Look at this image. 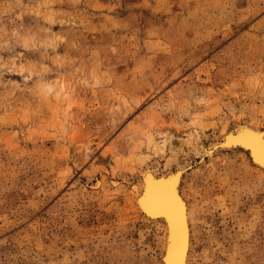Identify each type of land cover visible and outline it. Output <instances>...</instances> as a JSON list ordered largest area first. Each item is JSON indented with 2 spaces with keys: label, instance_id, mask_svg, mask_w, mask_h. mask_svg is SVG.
Segmentation results:
<instances>
[{
  "label": "rangeland",
  "instance_id": "obj_1",
  "mask_svg": "<svg viewBox=\"0 0 264 264\" xmlns=\"http://www.w3.org/2000/svg\"><path fill=\"white\" fill-rule=\"evenodd\" d=\"M242 124L264 129V0H0V264L162 262L137 187L184 168L205 264H264V172L206 153Z\"/></svg>",
  "mask_w": 264,
  "mask_h": 264
},
{
  "label": "bare ground",
  "instance_id": "obj_2",
  "mask_svg": "<svg viewBox=\"0 0 264 264\" xmlns=\"http://www.w3.org/2000/svg\"><path fill=\"white\" fill-rule=\"evenodd\" d=\"M238 128H247L253 132H255L257 135L264 134V129L252 127L249 125H238L234 128L228 129L227 131H224L222 135V139L219 141L214 142V144L211 145L210 148L206 150L207 155L213 153L214 151L218 149L223 150H230V149H241L248 153L250 162L255 166V168L261 172H264V163H261L260 159L257 157L256 154L253 153L252 149L246 147L243 144L236 143L234 139H231L233 137ZM156 134V135H155ZM159 132L156 130L153 136L151 137V141H157ZM193 132L186 131V137H189L185 140L190 141L192 139ZM159 138H162V145L163 146H169L171 149H174L175 145L169 140L168 135L159 136ZM205 153V154H206ZM206 155V156H207ZM213 155V154H212ZM211 156V155H210ZM186 169H176V170H170L168 172L158 174L152 170L145 171L142 175V178L140 179L139 186L137 187V195H136V202L140 209V211L143 213L145 219L149 221H162L165 226V242H164V253L162 256V264H169L168 259V240L171 233V229L173 224L175 225V247H176V255L173 256L174 261H179L180 259L187 260V264H198V254L197 252L204 251L203 253L199 254V261L204 259V263H208L209 256H214L213 252H211L212 242L208 241L207 238L204 236L206 221L203 219L201 222H198L200 219V215H198L197 209V201L195 199H191L189 197L190 194H185L184 191L181 189L182 180L184 177ZM146 176L151 177V181L153 183H158L161 180L168 181L176 186L178 198L179 201L182 204V208L180 209V212L178 215H174L172 218V221L166 217H163L159 213H156L152 210H146L144 205L140 203V201L143 199V192L145 190V185L148 183L146 180ZM209 215V214H208ZM207 226V225H206ZM186 248V252L181 255L180 249L181 247ZM214 251V250H213ZM210 257V258H211ZM201 261L199 264H201Z\"/></svg>",
  "mask_w": 264,
  "mask_h": 264
},
{
  "label": "snow or ice",
  "instance_id": "obj_3",
  "mask_svg": "<svg viewBox=\"0 0 264 264\" xmlns=\"http://www.w3.org/2000/svg\"><path fill=\"white\" fill-rule=\"evenodd\" d=\"M33 41L25 40L23 47L31 48ZM115 51V49H113ZM63 90V89H62ZM51 91V89H47ZM59 99V96H58ZM71 107V105H69ZM236 143L245 145L252 149L253 153L257 155L261 163H264V134L257 135L255 132L247 128H238L236 134L231 137ZM148 183L145 185L143 192V199L140 201L144 205L146 210H152L157 213H162L169 217L171 221L174 215H178L182 208L181 202L176 197V192L173 188L172 183L161 180L158 183H153L150 176H146ZM175 225L173 224L171 233L168 240V259L169 264H187V260L180 259L178 262L173 260V256L176 255L175 247ZM186 252L185 247H181L180 254L183 255ZM145 259L140 260L137 258L133 264H162L159 260V252H156V259H149L151 253H144Z\"/></svg>",
  "mask_w": 264,
  "mask_h": 264
},
{
  "label": "water",
  "instance_id": "obj_4",
  "mask_svg": "<svg viewBox=\"0 0 264 264\" xmlns=\"http://www.w3.org/2000/svg\"><path fill=\"white\" fill-rule=\"evenodd\" d=\"M172 185H173V188H174V190H175V192H176V197H177V199L179 200L176 186H175L174 184H172ZM156 213H157V212H156ZM159 214L162 215L163 217H166V218L169 219V217H168L167 215H164V214H162V213H159ZM171 221H172V220H171ZM171 221H170V222H171ZM172 222H173V221H172Z\"/></svg>",
  "mask_w": 264,
  "mask_h": 264
}]
</instances>
